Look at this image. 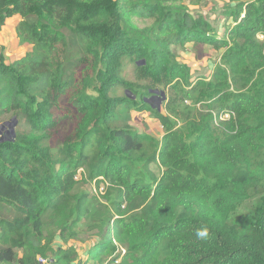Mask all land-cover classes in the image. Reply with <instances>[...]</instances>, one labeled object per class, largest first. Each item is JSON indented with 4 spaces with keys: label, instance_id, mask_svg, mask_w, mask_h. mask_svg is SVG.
I'll list each match as a JSON object with an SVG mask.
<instances>
[{
    "label": "trees",
    "instance_id": "1",
    "mask_svg": "<svg viewBox=\"0 0 264 264\" xmlns=\"http://www.w3.org/2000/svg\"><path fill=\"white\" fill-rule=\"evenodd\" d=\"M171 1L0 0V25L20 15L16 32L33 46L10 64L0 48V123L17 120L15 136L0 135V264H264V0L230 10L236 25L223 37ZM134 16L157 23L147 38ZM169 33L226 48L209 80L193 87L159 37ZM124 58L196 88L229 115L225 131H214L211 114L175 129L145 101L150 89L122 77ZM133 108L154 113L162 140L129 124ZM73 111L76 127L55 149L53 132ZM90 181L109 183L108 205ZM205 225L209 236L198 239ZM85 238L91 263L74 244ZM118 246L126 252L116 262Z\"/></svg>",
    "mask_w": 264,
    "mask_h": 264
},
{
    "label": "rangeland",
    "instance_id": "2",
    "mask_svg": "<svg viewBox=\"0 0 264 264\" xmlns=\"http://www.w3.org/2000/svg\"><path fill=\"white\" fill-rule=\"evenodd\" d=\"M249 0H173L167 2V5L171 7L179 8L183 12L192 14L194 17H203L208 20L214 27V34L218 37H223L227 30H230L232 26L236 25V21L233 15L227 14L230 10H235L234 7L239 3ZM245 11H243L244 15ZM14 17H21L16 15ZM21 19V18H20ZM18 18H13L7 21L4 25H0V48L4 49L6 55V62L12 63L16 59L24 56L28 52L32 51L33 46L28 43H23L16 32V25ZM130 21L134 29L140 34L147 38V33L144 30L154 29L157 25L154 20L141 19L136 16L131 17ZM164 39V43L168 46L167 54L172 56V59L176 62L186 65L189 69L190 79L192 85L198 79L209 80L215 67L222 64V58L226 51V48L217 47L211 44L202 43L198 40H188L186 43L181 44L176 42L177 38L172 33L166 34L165 36H159ZM176 39V40H175ZM260 42H264V37L259 35ZM156 41V40H154ZM264 51V44H263ZM133 59V58H130ZM122 65V77L134 84L140 92L149 90L153 93L146 97L145 101L151 106L157 107L162 114L168 116L174 123L175 129H182L184 132L191 129V123L199 124L202 117L211 114L213 116V129L216 133H222L225 131V120L229 119V115L219 114V109H211L209 102L198 98L199 92L196 88L192 89V86H188V83L181 81H174L168 83L163 76H155L147 71V68H143L146 63L145 59L138 61L129 60L124 58ZM231 89L235 87V83L231 82ZM236 87H240L241 90L244 88L243 85L238 84ZM125 90L119 89L117 95L124 96ZM133 98L140 100L141 96ZM63 111L60 112L61 116H67V105L62 104ZM131 110V119L128 120L129 124L136 130L142 132H148L158 140H162V137L166 131L162 122L152 113L150 110ZM139 109V108H137ZM74 112V114H73ZM70 113V117L63 118L60 124L53 132L52 145L56 149L58 148L64 138L74 130L77 122V112L73 111ZM13 119H5L0 123V135L1 139L7 140L8 136H12L10 125L5 124L6 122H12ZM17 126V125H16ZM15 126V129H16ZM152 170L159 171L160 167L157 164H152ZM105 189L103 191L97 187L96 182H86L85 187L88 191L92 192L99 199V207L102 208L104 205H108L109 201L106 198V190L109 183L103 182ZM101 184V185H102ZM255 203V198L250 197L244 202V210L252 207ZM94 242L85 238L82 242H75L74 244L78 247V252L81 260L88 261L91 263L93 258L87 253ZM72 244V243H70ZM68 245V244H67ZM126 250L122 246H118L114 257L117 258L116 262H119L120 257L125 254ZM112 257L105 256L104 264H106ZM48 260L47 258H44ZM51 262L50 260H48Z\"/></svg>",
    "mask_w": 264,
    "mask_h": 264
},
{
    "label": "clouds",
    "instance_id": "3",
    "mask_svg": "<svg viewBox=\"0 0 264 264\" xmlns=\"http://www.w3.org/2000/svg\"><path fill=\"white\" fill-rule=\"evenodd\" d=\"M209 236V228L205 225L196 231V237L198 239H206Z\"/></svg>",
    "mask_w": 264,
    "mask_h": 264
},
{
    "label": "water",
    "instance_id": "4",
    "mask_svg": "<svg viewBox=\"0 0 264 264\" xmlns=\"http://www.w3.org/2000/svg\"><path fill=\"white\" fill-rule=\"evenodd\" d=\"M5 124L10 125L11 132H12L11 134H12V136H15V126L17 125L16 118H13L12 122H6ZM1 140H4V139H1Z\"/></svg>",
    "mask_w": 264,
    "mask_h": 264
},
{
    "label": "built area",
    "instance_id": "5",
    "mask_svg": "<svg viewBox=\"0 0 264 264\" xmlns=\"http://www.w3.org/2000/svg\"><path fill=\"white\" fill-rule=\"evenodd\" d=\"M100 190L103 191L105 189V185L102 184L99 186ZM40 262L42 264H52L51 262H49L48 260L44 259V258H40Z\"/></svg>",
    "mask_w": 264,
    "mask_h": 264
},
{
    "label": "crops",
    "instance_id": "6",
    "mask_svg": "<svg viewBox=\"0 0 264 264\" xmlns=\"http://www.w3.org/2000/svg\"><path fill=\"white\" fill-rule=\"evenodd\" d=\"M13 18H18V20L20 21V18H21V17H13ZM13 18H11V19H13ZM19 21H18V22H19ZM17 24H18V23H17Z\"/></svg>",
    "mask_w": 264,
    "mask_h": 264
}]
</instances>
